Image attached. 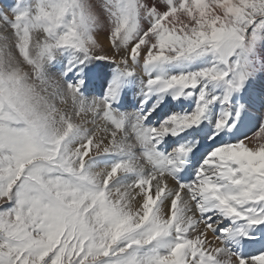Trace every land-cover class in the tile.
<instances>
[{
    "label": "snow or ice",
    "instance_id": "6c2138e0",
    "mask_svg": "<svg viewBox=\"0 0 264 264\" xmlns=\"http://www.w3.org/2000/svg\"><path fill=\"white\" fill-rule=\"evenodd\" d=\"M261 242L264 0H0V264H264Z\"/></svg>",
    "mask_w": 264,
    "mask_h": 264
},
{
    "label": "bare ground",
    "instance_id": "6f19581e",
    "mask_svg": "<svg viewBox=\"0 0 264 264\" xmlns=\"http://www.w3.org/2000/svg\"><path fill=\"white\" fill-rule=\"evenodd\" d=\"M104 64V63H103ZM114 67L113 65H107L106 63L102 65L101 63H98L95 61L93 64L89 65V87L91 93L96 95H100L103 93L104 89L107 87L108 80L111 79V69ZM136 101V95L133 93H129L127 97L128 103H135ZM257 251L259 249L264 248V242L257 243L256 244ZM256 251V252H257ZM252 252L251 254H254Z\"/></svg>",
    "mask_w": 264,
    "mask_h": 264
},
{
    "label": "rangeland",
    "instance_id": "374dc122",
    "mask_svg": "<svg viewBox=\"0 0 264 264\" xmlns=\"http://www.w3.org/2000/svg\"><path fill=\"white\" fill-rule=\"evenodd\" d=\"M98 63H101L102 65H104L105 63L107 64V65H109V62L108 61H97ZM104 63V64H103ZM252 252H254V251H252Z\"/></svg>",
    "mask_w": 264,
    "mask_h": 264
}]
</instances>
